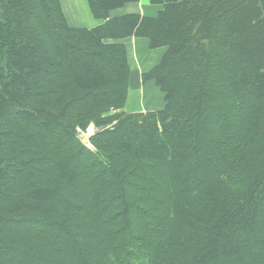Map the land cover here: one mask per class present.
I'll use <instances>...</instances> for the list:
<instances>
[{
    "label": "trees",
    "instance_id": "obj_1",
    "mask_svg": "<svg viewBox=\"0 0 264 264\" xmlns=\"http://www.w3.org/2000/svg\"><path fill=\"white\" fill-rule=\"evenodd\" d=\"M86 1L0 0V264H264V0ZM130 37L158 111H123Z\"/></svg>",
    "mask_w": 264,
    "mask_h": 264
},
{
    "label": "crops",
    "instance_id": "obj_2",
    "mask_svg": "<svg viewBox=\"0 0 264 264\" xmlns=\"http://www.w3.org/2000/svg\"><path fill=\"white\" fill-rule=\"evenodd\" d=\"M60 5L67 24L72 28L91 30L103 23L92 17L86 0H60ZM162 8L163 6L158 2L139 0L137 3L127 4L121 9L112 11L109 17L138 15L155 18ZM106 43L122 44L126 50L130 75L128 95L123 111L125 113H145L160 110L163 105L161 93L152 82H143L141 76L159 63L164 50H150L147 40L134 37L119 41H106ZM158 102L161 106L156 107Z\"/></svg>",
    "mask_w": 264,
    "mask_h": 264
},
{
    "label": "rangeland",
    "instance_id": "obj_3",
    "mask_svg": "<svg viewBox=\"0 0 264 264\" xmlns=\"http://www.w3.org/2000/svg\"><path fill=\"white\" fill-rule=\"evenodd\" d=\"M156 98H157V97H156ZM158 101H159V99H158ZM155 106H156V107H159V106H161V105H160L159 102H158V105H155ZM124 108H125V106H124ZM123 110H125V109H123ZM157 111H158V110H157ZM91 127H92L93 129H91ZM102 129H103V128L98 129V128H96L93 124H90V125L86 128L85 131H82V132H79V133H78V137H79L80 141L83 140V139H86V140H87V144H86V146H87L88 148H90L91 146H90V144H89V142H88L89 138H90L91 136H93L95 133L101 131Z\"/></svg>",
    "mask_w": 264,
    "mask_h": 264
},
{
    "label": "water",
    "instance_id": "obj_4",
    "mask_svg": "<svg viewBox=\"0 0 264 264\" xmlns=\"http://www.w3.org/2000/svg\"><path fill=\"white\" fill-rule=\"evenodd\" d=\"M81 143H82L83 145H86V144H87V140H86V139H83V140H81Z\"/></svg>",
    "mask_w": 264,
    "mask_h": 264
},
{
    "label": "built area",
    "instance_id": "obj_5",
    "mask_svg": "<svg viewBox=\"0 0 264 264\" xmlns=\"http://www.w3.org/2000/svg\"><path fill=\"white\" fill-rule=\"evenodd\" d=\"M91 129H93V128L91 127Z\"/></svg>",
    "mask_w": 264,
    "mask_h": 264
}]
</instances>
